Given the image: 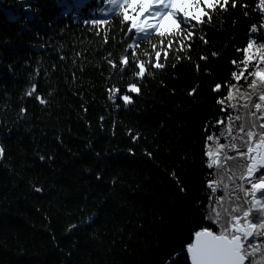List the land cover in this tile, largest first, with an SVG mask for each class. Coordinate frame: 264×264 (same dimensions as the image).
Listing matches in <instances>:
<instances>
[{"label": "trees", "instance_id": "obj_1", "mask_svg": "<svg viewBox=\"0 0 264 264\" xmlns=\"http://www.w3.org/2000/svg\"><path fill=\"white\" fill-rule=\"evenodd\" d=\"M241 2L248 16L240 7L215 15L196 33L206 45L197 38L179 60L173 52L164 69L139 80L132 103L117 100V108L107 89L119 87L120 77L105 57L114 52L118 59L126 37L109 5L0 0V264H171L191 226L204 221L206 177L222 180L218 196L229 185L226 170L207 168L204 152L208 135L224 131L219 143L229 144L226 130L235 135L244 121L243 100L235 91L227 100L238 70L231 61L243 59L236 49L264 18L257 0ZM92 18L108 24L89 30L83 22ZM32 83L46 105L25 96ZM247 87L241 83L240 91ZM176 264L190 262L182 254Z\"/></svg>", "mask_w": 264, "mask_h": 264}, {"label": "snow or ice", "instance_id": "obj_2", "mask_svg": "<svg viewBox=\"0 0 264 264\" xmlns=\"http://www.w3.org/2000/svg\"><path fill=\"white\" fill-rule=\"evenodd\" d=\"M103 3L110 6L107 9L109 14H118L125 30L121 35L126 37L117 45H126L118 59H114V52L105 57L106 64L117 69L116 74L120 77L117 81L119 87L113 85L107 89L109 100L117 108V100L122 101L125 107L130 105L132 94L141 92L139 80L152 76L153 70L164 69L162 61H166L173 52L179 60L190 51L197 38L206 45L204 36L197 37L196 33L210 25L215 15L228 13L237 7L244 10L245 16L249 15L248 5L241 0H103ZM256 11L264 18V0H257ZM99 12L105 13V9L99 8ZM83 23L89 30L99 32L101 25L107 26L108 20L92 18ZM154 34L155 42H152ZM254 36L264 37V23L259 26L252 24L246 46L236 49L243 59L231 61L238 69L231 72V80L236 83L227 85L228 101L233 100L234 91L243 100L240 108L245 113L244 121L238 125L235 135H232L231 126L226 130L231 140L229 144L219 143L220 137H225L224 131L220 137L208 135L206 138L211 142L205 145L207 168H215L217 173L226 170L231 188L224 185V195L218 196L216 193L222 180L206 177L211 194L204 221L191 226L187 243L172 257L171 264H176L182 254L186 255L190 264H264V259L257 260L258 256L264 258V43L257 44ZM144 42H148V47L141 49L140 44ZM219 55L221 53H212L214 58ZM200 59L207 61L208 57L201 56ZM129 69H132L131 75L124 80ZM241 83L248 85L244 92L240 91ZM221 89L222 85L216 83L213 91L221 94ZM37 91V84L32 83L25 96L46 105L48 101L37 95ZM196 91L197 88H193L189 95ZM217 104L222 106L223 111L225 100L219 99ZM228 106L238 107L236 104ZM21 113H26V109L21 108ZM224 115L229 121L233 119L227 112ZM5 152V147L0 145V162ZM172 176L175 179V173ZM34 190L39 192L42 189ZM225 197H229L227 207L223 204Z\"/></svg>", "mask_w": 264, "mask_h": 264}]
</instances>
